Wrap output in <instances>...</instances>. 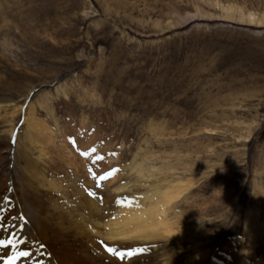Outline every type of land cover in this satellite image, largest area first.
<instances>
[{
  "label": "rangeland",
  "instance_id": "rangeland-1",
  "mask_svg": "<svg viewBox=\"0 0 264 264\" xmlns=\"http://www.w3.org/2000/svg\"><path fill=\"white\" fill-rule=\"evenodd\" d=\"M134 208L160 237L91 233ZM0 228L38 264H264V0H0Z\"/></svg>",
  "mask_w": 264,
  "mask_h": 264
},
{
  "label": "bare ground",
  "instance_id": "bare-ground-1",
  "mask_svg": "<svg viewBox=\"0 0 264 264\" xmlns=\"http://www.w3.org/2000/svg\"><path fill=\"white\" fill-rule=\"evenodd\" d=\"M97 211V209H96ZM152 211V210H149ZM124 213V214H123ZM118 212L114 220L106 221L103 225L95 219L91 228L93 235L102 236L110 240H150L160 237V232L153 227L166 223V212L164 210L152 211V218H146L147 211L137 209H128L124 212ZM6 229L0 228V264H38L28 254L21 255L17 250L8 251L5 243ZM42 233V232H41Z\"/></svg>",
  "mask_w": 264,
  "mask_h": 264
},
{
  "label": "snow or ice",
  "instance_id": "snow-or-ice-1",
  "mask_svg": "<svg viewBox=\"0 0 264 264\" xmlns=\"http://www.w3.org/2000/svg\"><path fill=\"white\" fill-rule=\"evenodd\" d=\"M0 243H3V241H0ZM111 251V249H109ZM21 255H27V253H21Z\"/></svg>",
  "mask_w": 264,
  "mask_h": 264
}]
</instances>
